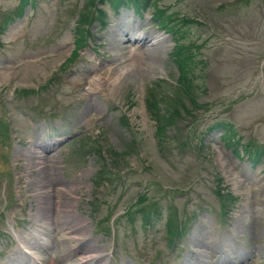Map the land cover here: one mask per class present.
I'll use <instances>...</instances> for the list:
<instances>
[{
  "label": "rangeland",
  "instance_id": "obj_1",
  "mask_svg": "<svg viewBox=\"0 0 264 264\" xmlns=\"http://www.w3.org/2000/svg\"><path fill=\"white\" fill-rule=\"evenodd\" d=\"M156 1L184 18L179 29L194 92L182 98L179 128L168 138L155 135L144 101L149 89L174 90L180 72L173 39L150 10L103 7L105 24L91 26L87 46L69 61L85 0H25L20 15V0H0V264H65L75 246L96 252L94 264H264V159L241 158L224 130L203 135L224 123L240 147L264 148V0ZM131 26L149 40L142 58L128 56L122 43ZM100 148L107 175L118 178L97 188ZM35 149L40 160L25 179ZM113 152L121 156L114 160ZM49 187L56 202L70 197L84 228L64 237L52 229L30 261L18 244L35 232L33 216L48 198L32 191ZM144 190L159 199L160 218L144 228L139 216L122 218L112 230L104 219ZM221 190L235 198L224 220ZM171 216L192 218L172 247L165 236Z\"/></svg>",
  "mask_w": 264,
  "mask_h": 264
},
{
  "label": "bare ground",
  "instance_id": "obj_2",
  "mask_svg": "<svg viewBox=\"0 0 264 264\" xmlns=\"http://www.w3.org/2000/svg\"><path fill=\"white\" fill-rule=\"evenodd\" d=\"M137 31H139L138 26H131L130 31H128V33L126 34H123L124 39L122 40V43L125 44L124 46L125 49H129L128 56L142 58L145 56V52L147 49V42H149V40L145 36L146 34L139 33ZM129 35L131 36L134 35L135 39H133V42H130ZM160 42L163 43V40L161 39ZM124 73L126 72H122V74ZM116 79H118V76L116 77ZM90 83H97V82L95 80L94 81L91 80ZM31 146L36 147L34 141L31 143ZM35 150L36 151L33 150L32 152H30L31 155L33 156V160L35 161H33L31 164L26 163L29 171L24 172L23 177L25 179L28 178V172H30L31 170L33 171L34 168L38 165L37 161L40 160V157L38 156L39 151L38 149ZM34 181H35V176L33 178V182ZM27 192H28V188L26 190V194L28 197L29 194ZM32 192L34 193V196H40L43 193H47L48 198L44 202L38 204L36 212L33 216L32 226L34 227L35 232H31L30 236L20 237L24 247L20 244L18 249L25 254L24 257L27 256L30 259H33L36 255V252L37 253L39 252L38 246L40 243L39 242L40 238L43 235L48 234V232L51 231L52 229L53 230H55V228L61 229L62 236L64 237L66 236V233H70V232L71 233L74 232L77 235H80L81 230L84 228L83 222L77 216H76L77 219L74 218V214H73L74 203L70 200V197H68V195L67 196L63 195L60 198V201L56 202L53 199H50V196H54V194L56 193V190L51 189V187H49V189L46 192H43L40 188H37ZM51 238L56 239V236L52 234ZM84 238L86 237L84 236ZM84 238L82 239L75 238L73 241L74 243L78 244L79 242H83ZM59 239L61 240L63 238L59 237ZM70 241L72 242V240ZM74 249H75V254L73 256V259L66 262L65 264H94L96 258L98 257L97 253L91 251V249L84 250L82 252L79 251L80 250L79 246H75ZM26 250L27 251L33 250V252L27 253L25 252ZM42 261H43L42 264H46L45 259H43Z\"/></svg>",
  "mask_w": 264,
  "mask_h": 264
},
{
  "label": "trees",
  "instance_id": "obj_3",
  "mask_svg": "<svg viewBox=\"0 0 264 264\" xmlns=\"http://www.w3.org/2000/svg\"><path fill=\"white\" fill-rule=\"evenodd\" d=\"M105 0H87L84 4L82 11L79 13L77 26L78 32H82V28L85 26H89L92 22V17L94 16V11L96 9L97 2H103ZM142 1L146 0H109L110 3L114 6V8L119 7L120 5H128V3H132L137 5L138 7H143ZM102 16L101 14H99ZM165 18L164 15H159L157 20L162 22ZM164 23V22H162ZM185 45H179L178 41H176V45L174 46L173 52L171 54L172 58L177 64V67L180 72V79H178L176 87L170 93L165 92L162 93L158 89H150L147 93L145 104L146 108L151 115V117L155 120L156 123V134L158 136H165L168 128L176 126L179 116V108L181 105L182 98H192L194 92L191 89V84L189 82V78H187L189 71V63L190 58L189 55L185 52ZM255 160L257 156L253 157ZM252 158V159H253ZM104 175V172L100 171L98 173V177ZM219 197H225L223 194L219 193ZM145 200L143 197L140 198V201ZM170 230L172 226L170 225ZM177 230V227L175 228Z\"/></svg>",
  "mask_w": 264,
  "mask_h": 264
}]
</instances>
